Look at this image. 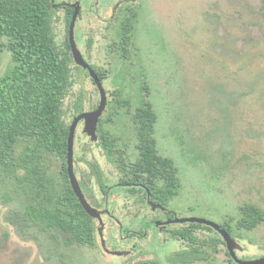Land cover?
Returning a JSON list of instances; mask_svg holds the SVG:
<instances>
[{
	"label": "rangeland",
	"instance_id": "1",
	"mask_svg": "<svg viewBox=\"0 0 264 264\" xmlns=\"http://www.w3.org/2000/svg\"><path fill=\"white\" fill-rule=\"evenodd\" d=\"M139 22L125 57L119 50V37L114 35L82 52L104 74L101 83L106 93L97 139L91 141L83 132V121L74 135V172L78 182L84 183L86 200L101 210L98 184L109 186L118 178H134L137 142L131 134V129L135 132L133 113L146 99L156 114L153 136L157 153L171 159L177 179L178 192L167 198L165 205L184 217L230 223L234 239L242 247L236 252L238 257L263 256L264 221L251 230L239 228L237 221L239 206L244 203L264 212V0H145ZM55 26L56 42H63V21ZM79 32L82 46V26ZM5 65V61L0 63V72ZM81 70L74 72L73 89L76 96L91 99L94 109L99 94ZM64 118L68 124L73 119L69 111ZM105 139L116 145L111 156L103 150ZM26 143L16 144L17 159L23 158ZM89 163L97 164L99 183L91 177ZM41 167L52 193L60 195L61 160L45 153ZM156 177L154 183L165 190ZM28 179L26 173L11 179L0 171V264H139L162 261L164 256L192 245L171 234L182 224L170 225L167 232L148 229L156 233L157 241L152 244L138 240L117 243L113 236L117 225L102 217L105 247L120 255L106 253L99 235L93 246L67 245L64 234L52 239L37 228L24 227L13 213L8 215L10 210L21 208ZM141 180L140 175L135 181ZM110 198L120 228H132L160 215L123 189L114 191ZM92 219L97 231L98 222ZM191 232L199 240L220 237L205 228ZM210 259L190 264H236L222 239L216 252H210Z\"/></svg>",
	"mask_w": 264,
	"mask_h": 264
},
{
	"label": "trees",
	"instance_id": "2",
	"mask_svg": "<svg viewBox=\"0 0 264 264\" xmlns=\"http://www.w3.org/2000/svg\"><path fill=\"white\" fill-rule=\"evenodd\" d=\"M55 21L51 0H0V63H6L0 72V171L11 179L23 173L29 177V185L22 191L24 201L20 203L21 208L10 210L8 215L13 213L17 222L24 227L37 228L48 233L52 239L64 234L63 240L67 245L79 243L93 246L98 235L94 221L78 202L67 179L65 156L70 124L64 118L66 111L74 118L93 107L91 99H85L84 95L76 96L74 92V72L82 68L74 63L67 42H56ZM132 36L129 28L124 33L115 35V38L119 37V50L123 57ZM95 45L93 38H89L88 46L94 48ZM88 62L102 82L104 74L91 61ZM83 72L92 81L88 72ZM114 100L119 101V97ZM120 100L128 105V101ZM133 118L135 132L131 129V134L137 142V158L132 164L133 180H140L141 175V179H145L141 181L150 191L152 199L165 201L177 194V179L171 159L162 158L157 153L153 136L156 114L148 100L140 101ZM19 141L27 143L23 158L17 159L15 146ZM114 149L116 145L105 139V154L111 156ZM45 153L61 160L63 185L60 195L52 193L49 178L41 167ZM88 166L91 177L99 183L101 173L97 170V164L89 163ZM158 175L163 177L165 190L154 183V178ZM16 181L21 182L18 178ZM98 188L105 201L103 195L107 191L106 186L100 183ZM112 188L113 192L118 190L116 186ZM126 193L136 197V201L145 200L144 190L127 189ZM262 221L264 212L258 206L249 203L239 206V228L251 230ZM220 226L231 236H235L230 223ZM195 228H205L217 234L203 224L181 225L171 234L188 240L191 246L164 256L162 261H140L139 264L211 261L210 252H216L221 239L199 240L191 232ZM142 230L139 229L140 232ZM138 241L146 243L147 237L141 236Z\"/></svg>",
	"mask_w": 264,
	"mask_h": 264
},
{
	"label": "flooded vegetation",
	"instance_id": "3",
	"mask_svg": "<svg viewBox=\"0 0 264 264\" xmlns=\"http://www.w3.org/2000/svg\"><path fill=\"white\" fill-rule=\"evenodd\" d=\"M144 3L145 0H54L53 2L51 0V5L55 11V25L58 21H63L65 35L63 42H67L70 53L71 48L68 39V32L69 25L75 10L77 11V14L74 24V39L78 49L82 53L88 52L93 48L92 46H88L89 38H93V41L96 43V45H98V43L101 44L104 40H106V37L124 33L128 28L131 29L132 33L134 34L140 25L139 20H141L142 13L144 11ZM81 26L82 33L84 34L82 46H80L79 43L81 41V36L79 37ZM82 55L84 56L86 61H88L85 54L83 53ZM132 176H134L133 173ZM156 179H160L163 182V177L161 175H158ZM93 180L95 181L94 178ZM79 184L82 189L84 183ZM112 186L118 187V190L123 189L125 191L127 189H135L137 191H139L140 189L144 190L146 193L145 200L143 201L145 206L149 208L151 212H158L160 215L154 216L148 220H143L139 224L135 223L132 228H120V224L118 223L117 218L114 217L112 213V200L110 198V196L113 194ZM106 188L107 191L103 195L105 197V201L103 200V204L102 206H100H106L108 208V213L101 214V217L105 219V222L111 221L112 223L117 225V232L113 235L117 243L121 241L126 242L128 240L137 241L139 238H141V236H144L147 237L146 243L152 244L153 241H157L156 233L153 231L149 232L148 229L158 232H167L170 229V225L172 224H189L188 222L169 223L165 226H162L163 222L167 220H173L174 218H181L184 216H181L175 210L167 207L165 205V201H161V199L159 198L153 200L150 191L141 181L128 179L123 182L118 178L116 184L106 186ZM147 196H149L150 201L154 203V205H156L154 209H152L149 205ZM141 228L143 229L142 232L139 231V229ZM108 239H110V237H108ZM132 247L134 248V245H132ZM127 253H129V251H127ZM110 255H113V253L111 252ZM190 263L194 262L184 264Z\"/></svg>",
	"mask_w": 264,
	"mask_h": 264
},
{
	"label": "water",
	"instance_id": "4",
	"mask_svg": "<svg viewBox=\"0 0 264 264\" xmlns=\"http://www.w3.org/2000/svg\"><path fill=\"white\" fill-rule=\"evenodd\" d=\"M54 0H52L53 2ZM77 11L75 10L70 25H69V32H68V39L69 44L71 48V54L73 61L76 65L80 66L82 69L86 70L88 72L89 77L93 81L96 90L99 94V101L97 106L91 110V111H85L82 113L77 114L71 121L69 125L68 130V136H67V149H66V156H65V165H66V174L67 179L69 182V185L74 192L76 198L78 199V202L84 209V211L92 218L96 219L98 221V235L100 238V244L103 248V250L106 253H113L115 255H120L121 252L119 251H110L105 247L104 238H103V223L101 219V214L108 213V210L106 206L99 210L94 207H92L88 201L86 200L82 189L80 187V184L78 182V179L74 172V166H73V145H74V135L75 130L80 121H83V132L89 137L91 141H95L97 139L96 129L98 121L105 109L106 106V93L105 89L98 78L97 74L93 70V68L89 65V63L86 61L84 56L82 55L81 51L78 49L75 39H74V24L76 19ZM148 203L151 206L152 209L155 208L156 205L150 201L149 196H147ZM199 223L206 226L211 227L214 231H216L223 243L225 244L226 250L232 259V261L236 264H264V255L253 258V259H242L238 257L237 250H240L242 247L241 245L234 239L233 236H231L230 233H228L224 228H222L218 223L205 219L200 217H181V218H174L173 220H167L163 222L162 226H165L169 223Z\"/></svg>",
	"mask_w": 264,
	"mask_h": 264
}]
</instances>
